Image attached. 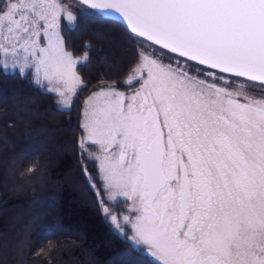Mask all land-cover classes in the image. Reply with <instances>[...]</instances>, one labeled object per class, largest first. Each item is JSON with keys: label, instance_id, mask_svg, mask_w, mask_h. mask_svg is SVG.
Wrapping results in <instances>:
<instances>
[{"label": "snow or ice", "instance_id": "obj_1", "mask_svg": "<svg viewBox=\"0 0 264 264\" xmlns=\"http://www.w3.org/2000/svg\"><path fill=\"white\" fill-rule=\"evenodd\" d=\"M79 2L118 13L139 49L129 91L101 77L84 100L101 211L158 264H264V0ZM76 20L65 0H0V67L34 69L67 109L87 87L61 35ZM121 197L132 215L108 206Z\"/></svg>", "mask_w": 264, "mask_h": 264}, {"label": "trees", "instance_id": "obj_2", "mask_svg": "<svg viewBox=\"0 0 264 264\" xmlns=\"http://www.w3.org/2000/svg\"><path fill=\"white\" fill-rule=\"evenodd\" d=\"M83 6L88 12L76 13L77 20L74 23L62 21L61 27L68 50L75 55L87 53L88 56L87 60L77 65L87 87L78 91L70 109L58 105L57 96L38 85L30 72L21 75L19 71L0 67V235L3 233L8 237L13 252L15 243L30 229L25 236L22 253L18 257L15 254L7 260L0 259V264H18L20 257L27 264H64L70 258L76 260L75 264H158L157 260L122 235L110 217L101 211L97 191L84 172V163H87L88 175L98 178L96 164L87 161L82 163L78 146L84 100L93 88L100 86L101 77L105 82L116 81L119 87L127 88L123 81L133 64L127 65L126 57L119 67H98L94 58L101 52L100 46L90 35H81L76 30L91 19L100 25L114 23L123 29L122 34L127 40L132 43L134 40L133 34L123 23ZM22 98L31 99L33 106L26 110L24 107L17 108ZM13 108L18 112L16 117L11 114ZM41 116H48L55 122L52 128H64L63 133L57 137L50 132L49 140L42 138L39 129L35 130ZM26 127L28 131L24 130ZM56 142L63 146L62 151L49 162L51 166H46L47 173L40 174L41 167L47 164L44 157L46 146ZM16 151V158L9 161L10 154ZM33 165L36 170L28 173V168ZM70 172L73 182L66 186L64 179ZM11 182L19 183V188L13 189ZM74 191L81 193L84 203L73 201ZM35 199L39 201L43 216L32 220L31 211L34 208L28 206ZM9 210L12 215H17L10 225L11 229L2 223V216ZM76 232L84 238L78 237ZM70 242L76 243L72 252L61 250ZM41 249H44L43 253ZM16 257V260L19 259L17 262L14 261Z\"/></svg>", "mask_w": 264, "mask_h": 264}, {"label": "rangeland", "instance_id": "obj_3", "mask_svg": "<svg viewBox=\"0 0 264 264\" xmlns=\"http://www.w3.org/2000/svg\"><path fill=\"white\" fill-rule=\"evenodd\" d=\"M65 3H67L73 7V12L75 15H76V13L77 14L78 13L83 14L85 12H88L87 8H85L83 5H80L79 3H77L74 0H65ZM110 30H113L116 34L111 32ZM122 32H123V29L114 23H105L103 25H100L99 23L94 22L91 19L83 22L81 27L78 28V30H76V33H79V34L84 35V36H86L88 34L96 40L98 47L100 46V48H101V52L99 53L100 55L96 54V57L94 58V63H95V65H97L98 67L103 68V69H105V68L111 69L113 67H119L120 64H122V61L126 57H127V65L133 64V66H134V64L136 63V61L138 59V51H139L137 44L132 43L131 41L127 40L126 36L124 34H122ZM61 35H62V33H61ZM62 37H63V35H62ZM66 49L68 50L67 47H66ZM68 51H70V50H68ZM72 54L75 57H81L82 58L84 56V55H75L74 53H72ZM2 60H3V54L0 53V62H2ZM82 61H84V60H82ZM76 70L78 72V69H76ZM8 71H19V70L13 69L11 67V64H10ZM32 71H34V69H32L31 71L26 70L25 73H28V72L31 73ZM78 74L83 78V76L79 72H78ZM32 77H33V75H32ZM33 79H34V77H33ZM83 80L85 81L84 78H83ZM85 83H86V81H85ZM107 83H111V82H107ZM38 85H40V84H38ZM138 86L139 85L134 84L132 87H138ZM42 87L47 89V85L42 86ZM98 87L93 88L91 90V92L95 91ZM118 88L121 91H125V92L129 91L128 87L123 89L122 87L118 86ZM91 92L89 93V95L91 94ZM57 99H58V97H57ZM31 105L33 106V101H31V99L22 98L21 101L18 102L17 108L18 107H24L26 110L27 108H29V106L31 107ZM61 107H63V106H61ZM15 108L12 109V110H14V112H11L12 116H14V117H16L18 114V112L16 111ZM25 112H27V111H25ZM81 119H82V116H81ZM53 123H55V122L52 121L48 116H44V117L41 116L40 120L36 124L35 130H36V128H38L39 129L38 131H40L41 137L46 139V140L50 139V136H49L50 132L54 133L57 137H59L63 133L64 128H61V127H55V128L53 127L52 128ZM24 130L28 131V128L26 127ZM81 135H82V131H81ZM53 143L46 146V151H45L46 153L44 152V154H45L44 157H45V162H47V164L45 163V166L41 167L40 174L47 173L46 166L47 165L51 166V164L49 162L52 161L53 158H57L60 155L59 152L62 151L61 149L63 146H60L59 144H57V142H56V144H53ZM37 147L39 149H43L40 145H37ZM23 151L25 153L26 148H24ZM16 153H17V151L14 152V154H13V152L10 154L9 161L16 158L15 157ZM71 182H73V177H72V173L70 172L68 174V176L65 177L64 184L66 186H68V184L69 183L71 184ZM11 183H12V185H10V186L13 189L19 188V185H18L19 183H16V182H11ZM93 183H95V182L93 181ZM99 188H100L99 186L94 187V189L96 191H98ZM99 198L101 199L102 197L99 196ZM103 198L107 199L106 195H104ZM120 199L122 201H124V198L121 197ZM73 201L77 202L79 204L84 203V199L81 196V193L79 191H74ZM38 203H39V201L37 202V200L35 199V200L31 201L30 205L28 206L29 208H34V210L31 211L32 220L36 219V218L39 219L40 217L43 216L42 212L39 210ZM130 204H131V201H124V202H121L119 204H115L114 201L108 202V206L112 209L113 212H123V214H126V215H132V213L125 211L129 207ZM16 217H17V215H15V214L12 215V211L9 210L8 212H5L4 215L2 216V223H4V226H6V228L7 227L9 228L10 225H12V223L14 222ZM118 219H120L121 223H123L121 217H118ZM9 229H11V227ZM29 230L30 229H28L26 231V233L24 234V236L20 237V239L15 243L13 252L11 251L13 248L12 249L10 248L11 243L9 242L8 237L5 236L3 233H1V235H0V259L7 260L8 258L13 257L15 254H17V257H18V255L22 253L21 251L23 248L25 236H26V234L29 233ZM117 230L122 235H124L127 239H129L128 237H130L132 235L131 225H126L123 233L119 229H117ZM76 234L81 239L84 238L81 233L76 232ZM75 245H76L75 242H70L69 244H66L64 247H62L61 250H64V251L66 250V251L72 252ZM137 246H139V245H137ZM139 247L142 248L147 254H149L147 252L146 248H144L143 246H139ZM59 252H58V254H59ZM58 254H57V256H58ZM17 257L14 258L15 262H17L19 259H21L19 262L20 264H27V263H24L22 261L23 257H20L18 260H16ZM151 257L154 258L153 256H151ZM75 263H76V260L74 258H70L68 263H64V264H75ZM96 264H98V263H96ZM102 264H110V263L107 262V263H102Z\"/></svg>", "mask_w": 264, "mask_h": 264}, {"label": "water", "instance_id": "obj_4", "mask_svg": "<svg viewBox=\"0 0 264 264\" xmlns=\"http://www.w3.org/2000/svg\"><path fill=\"white\" fill-rule=\"evenodd\" d=\"M77 1H79V0H77ZM92 10L96 11L97 13L101 14L104 17H108V18L118 20L119 22L123 23L126 26V22L123 20V18L118 13H115L114 10H96V9H92Z\"/></svg>", "mask_w": 264, "mask_h": 264}]
</instances>
